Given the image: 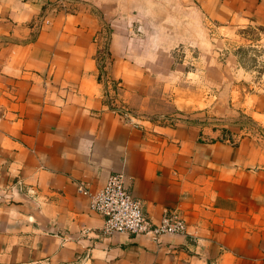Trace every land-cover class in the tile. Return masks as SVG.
<instances>
[{"label":"crops","instance_id":"obj_1","mask_svg":"<svg viewBox=\"0 0 264 264\" xmlns=\"http://www.w3.org/2000/svg\"><path fill=\"white\" fill-rule=\"evenodd\" d=\"M244 46L264 52V0H0V264H264V71ZM181 48L226 105L206 92L193 119L177 96L187 119H139L134 98L185 72ZM115 171L186 231L104 234L79 188Z\"/></svg>","mask_w":264,"mask_h":264},{"label":"rangeland","instance_id":"obj_2","mask_svg":"<svg viewBox=\"0 0 264 264\" xmlns=\"http://www.w3.org/2000/svg\"><path fill=\"white\" fill-rule=\"evenodd\" d=\"M237 52H239L241 62L245 68L250 71H264V52L258 53L249 46L241 47ZM174 55L177 63H184L185 72L177 79H172V76L169 75L167 77L168 79L157 81L156 84L150 86L147 97L137 96L134 98L130 111L139 119L150 120L156 123H169L172 120L187 119L190 116L189 110L179 108L175 102L177 96L181 98H192V100H189V105H192L193 119L202 117L199 116L198 110L200 109L197 108L199 105L198 102L206 92H209L207 99L211 101L208 102L209 107L215 106L217 109H222L223 104L226 105L227 99L224 97L221 98L218 95L219 87H208L207 81L201 76L200 71L205 70L204 67L206 64H201V60L204 57L199 51H194L192 48H181L176 52L174 51ZM218 62L221 64L224 62L222 56L218 57ZM217 65L210 64L209 67L215 68ZM192 71L198 72L199 77L192 76ZM201 106H203L202 103ZM222 113L223 111L218 113L215 111L208 118L213 119L214 122H218L223 118L221 116ZM237 120L252 125L251 119L245 114H240Z\"/></svg>","mask_w":264,"mask_h":264},{"label":"built area","instance_id":"obj_3","mask_svg":"<svg viewBox=\"0 0 264 264\" xmlns=\"http://www.w3.org/2000/svg\"><path fill=\"white\" fill-rule=\"evenodd\" d=\"M79 191L89 196L93 211L105 216L104 234L122 232L157 239L163 234H182L186 231L184 219L174 211H164L158 222L148 218L141 200L127 189L122 172L111 173L105 186L98 191L90 192L82 188Z\"/></svg>","mask_w":264,"mask_h":264}]
</instances>
